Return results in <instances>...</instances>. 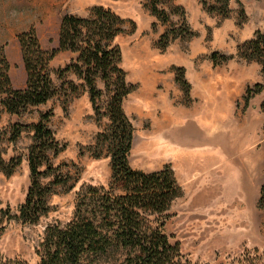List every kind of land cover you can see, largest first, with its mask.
Returning <instances> with one entry per match:
<instances>
[{"label": "rangeland", "instance_id": "rangeland-1", "mask_svg": "<svg viewBox=\"0 0 264 264\" xmlns=\"http://www.w3.org/2000/svg\"><path fill=\"white\" fill-rule=\"evenodd\" d=\"M204 1L214 4L215 0ZM149 4L150 0H0V48L11 67L13 49L8 48L7 56L5 46L30 27L35 28L44 49L56 48L61 17L86 16L93 5L109 7L126 19L125 32L114 43L121 49L120 65L126 71V80L135 86L123 101V109L134 127L129 164L143 171L167 164L181 186V195L167 211L165 232L179 242L184 258L193 264H230L246 250L264 251V209L258 206L264 183L263 64L234 56L214 65L210 58L212 52L235 55L238 45L252 38L256 31L264 33V0H229L226 17L206 11L201 0H157V7L168 15L167 22L153 15ZM183 20L194 35L172 40L164 50L160 49V35L171 25L178 28ZM244 36L246 39L241 40ZM193 51L198 53L193 55ZM74 57L70 51H61L50 61V76L58 93L46 103L9 119L2 117L0 107L2 155L5 159L21 158L12 175L0 171L3 258L36 264L46 226L69 222L81 184L107 186L110 180L106 149L99 157L90 149L96 134L107 127V118L95 119L88 92L79 86L81 81L75 75H57V70ZM14 64L16 72L20 67ZM180 72L188 83L186 92L176 81ZM69 81L78 86L76 93L67 89ZM244 83L240 99L245 118L235 115L224 121L222 130L228 134H173L174 120L179 115L188 121V113L183 115L182 111L195 108L207 112L210 106L217 108L229 99L232 84ZM257 83L263 85L262 89L248 94L247 88L254 90ZM193 85L201 88L206 107L200 100L193 103ZM260 94L257 108H251L249 102ZM239 103L236 107L241 110ZM49 110L47 125L64 149L56 156L50 155L55 171L42 181L48 182L52 174L67 181L54 187L49 198L50 210L37 223L23 224L15 216L29 185L26 153L33 132L23 129L14 142L8 140L9 133L14 123H35L40 113ZM189 122L196 126L189 120L184 129L196 130ZM242 122L248 134H231Z\"/></svg>", "mask_w": 264, "mask_h": 264}, {"label": "trees", "instance_id": "trees-1", "mask_svg": "<svg viewBox=\"0 0 264 264\" xmlns=\"http://www.w3.org/2000/svg\"><path fill=\"white\" fill-rule=\"evenodd\" d=\"M201 2L208 12L222 17L229 14V0H215L214 4ZM149 7L162 22L169 20L166 12L157 7V0H150ZM126 22L109 7L93 5L86 16L65 14L61 17L56 48L44 49L34 27L19 33L17 40L26 73L24 88L12 86L10 63L0 48V107L3 111L20 116L28 108L44 104L56 95L58 88L51 79L49 63L58 52L70 51L75 57L57 70L58 77L66 73L75 75L81 81L79 86L88 92L95 119L106 117L108 120L107 127L96 134L95 143L90 146L95 157L106 149L111 168L108 185L81 184L69 222L46 226L37 249L39 261L36 264H100L102 261H109L108 264H193L184 258L179 242L172 240L164 230L167 211L181 195V186L172 168L166 164L157 170L143 171L129 164L134 127L123 109V101L135 86L126 80V71L120 65L121 49L114 43L115 38L125 32ZM193 35L183 20L178 28L171 25L162 33L157 46L164 50L172 40L189 39ZM234 56L257 61L264 68V33L256 31L252 38L238 45L235 55L210 54L214 65ZM176 81L185 92L188 90L181 72ZM262 86L257 83L254 90L248 87L246 92L253 94ZM67 89L76 93L78 86L69 81ZM50 115L51 110L40 113L35 123L16 122L9 133L8 140L14 142L23 129L33 132L26 153L29 185L15 216L23 224L37 223L50 210L49 198L54 187L67 181L59 174H52L46 183L42 181L55 171L50 155L56 156L64 149L47 125ZM20 162V156L5 159L0 148V171L6 176L12 175ZM41 167L44 169L40 170ZM258 206L264 209V183L260 187ZM1 213L7 214V211ZM0 264L26 263L0 256ZM230 264H264V251L246 250Z\"/></svg>", "mask_w": 264, "mask_h": 264}, {"label": "crops", "instance_id": "crops-1", "mask_svg": "<svg viewBox=\"0 0 264 264\" xmlns=\"http://www.w3.org/2000/svg\"><path fill=\"white\" fill-rule=\"evenodd\" d=\"M239 34L240 33H238V35ZM243 39H246V37L244 36L241 38V40ZM9 47L10 49H13V52L10 53L11 57H13V61H11V67L9 70V76L12 86L14 88H24L26 84V73L22 62L18 40L14 38L12 42L9 41V43L5 46L4 50L7 56ZM196 53L198 52L193 51V55H196ZM14 63H16L20 67H18L19 69L16 70V72L13 67L15 65ZM244 87L245 83L241 85L232 84V87L230 88L229 99L224 102L223 105H218L217 108L214 107L213 109H211L210 106V109L207 112H205L206 109H204V111L202 110L199 112L195 108H189L188 110L182 111L183 115H186L188 113V121L190 120L196 123L195 126L189 122V124L195 127L196 130H185L183 125L185 124L186 126V123H188V121H186L184 117H181V115H179V118L174 120L175 129L173 134H228V132L222 130L224 128L222 126L224 121L228 122L230 118H235V115H237L238 117L242 116L243 119L245 118V111L243 110L242 101L240 99V96H242L244 93ZM191 89L192 95L196 97L193 103H196L200 100L203 101L201 103L205 106L207 104V99H202V94L200 93L201 88L197 85H193ZM261 95L262 94L251 99V101L249 102L251 103V108H257ZM239 101L241 103H239ZM237 102L240 104L239 106H241V110L236 107ZM12 116L14 117V115H10L7 112L2 111V117L4 119H9ZM231 134H248L245 132L244 122L237 124V130Z\"/></svg>", "mask_w": 264, "mask_h": 264}]
</instances>
